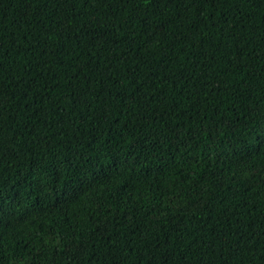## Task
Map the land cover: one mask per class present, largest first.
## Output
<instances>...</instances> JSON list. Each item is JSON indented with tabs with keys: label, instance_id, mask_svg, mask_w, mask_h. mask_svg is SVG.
Wrapping results in <instances>:
<instances>
[{
	"label": "trees",
	"instance_id": "1",
	"mask_svg": "<svg viewBox=\"0 0 264 264\" xmlns=\"http://www.w3.org/2000/svg\"><path fill=\"white\" fill-rule=\"evenodd\" d=\"M264 0H0V264H264Z\"/></svg>",
	"mask_w": 264,
	"mask_h": 264
},
{
	"label": "snow or ice",
	"instance_id": "2",
	"mask_svg": "<svg viewBox=\"0 0 264 264\" xmlns=\"http://www.w3.org/2000/svg\"><path fill=\"white\" fill-rule=\"evenodd\" d=\"M262 146H264V141H261Z\"/></svg>",
	"mask_w": 264,
	"mask_h": 264
}]
</instances>
